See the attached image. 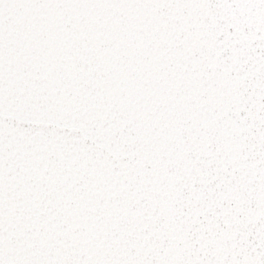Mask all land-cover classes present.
<instances>
[{
  "label": "snow or ice",
  "instance_id": "snow-or-ice-1",
  "mask_svg": "<svg viewBox=\"0 0 264 264\" xmlns=\"http://www.w3.org/2000/svg\"><path fill=\"white\" fill-rule=\"evenodd\" d=\"M0 264H264V0H0Z\"/></svg>",
  "mask_w": 264,
  "mask_h": 264
}]
</instances>
